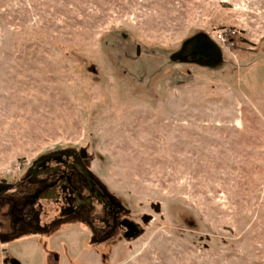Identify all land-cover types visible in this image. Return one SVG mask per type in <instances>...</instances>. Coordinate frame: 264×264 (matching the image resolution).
Segmentation results:
<instances>
[{"label":"rangeland","instance_id":"1","mask_svg":"<svg viewBox=\"0 0 264 264\" xmlns=\"http://www.w3.org/2000/svg\"><path fill=\"white\" fill-rule=\"evenodd\" d=\"M63 149L150 220H4L0 264H264V0H0V182Z\"/></svg>","mask_w":264,"mask_h":264},{"label":"flooded vegetation","instance_id":"2","mask_svg":"<svg viewBox=\"0 0 264 264\" xmlns=\"http://www.w3.org/2000/svg\"><path fill=\"white\" fill-rule=\"evenodd\" d=\"M0 212V222L7 220L13 235L79 223L94 242L115 236L134 239L144 223V215L131 219L94 177L83 149L44 155L30 164L19 181L0 182Z\"/></svg>","mask_w":264,"mask_h":264},{"label":"water","instance_id":"3","mask_svg":"<svg viewBox=\"0 0 264 264\" xmlns=\"http://www.w3.org/2000/svg\"><path fill=\"white\" fill-rule=\"evenodd\" d=\"M208 50H214V47L211 43H209L208 41H206L203 45V49L202 52H200V54L205 55L206 51ZM136 54H139V47L136 48ZM148 220H150L149 216L144 215V223H146Z\"/></svg>","mask_w":264,"mask_h":264},{"label":"built area","instance_id":"4","mask_svg":"<svg viewBox=\"0 0 264 264\" xmlns=\"http://www.w3.org/2000/svg\"><path fill=\"white\" fill-rule=\"evenodd\" d=\"M217 39L219 42L224 43L225 42V34L224 33H218Z\"/></svg>","mask_w":264,"mask_h":264}]
</instances>
